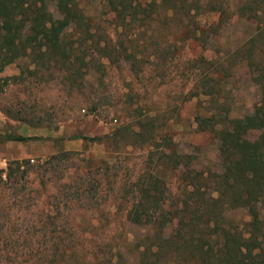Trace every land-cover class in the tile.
Masks as SVG:
<instances>
[{
    "label": "rangeland",
    "instance_id": "1",
    "mask_svg": "<svg viewBox=\"0 0 264 264\" xmlns=\"http://www.w3.org/2000/svg\"><path fill=\"white\" fill-rule=\"evenodd\" d=\"M78 7L88 16L96 39L106 34L117 48L124 38H133L136 60L132 65L121 59L111 62L89 49L90 66L75 63L72 71L67 64L37 61L33 54L20 53L5 65L0 56V134L35 138L0 141L1 171L10 161L29 162L9 181L0 173V264H35L31 256L53 246V239L41 241L42 232L61 240L57 247L67 257L59 264H142L144 232L125 220L130 194L120 189L140 172L156 169L158 155L148 158L145 150L150 132L169 135L181 162L192 156L196 169L217 163L214 135L197 130L196 117L219 123L210 96L199 94L197 60L231 52L236 38L249 31L245 24L225 25L218 40L208 30L203 46L187 39L171 47L172 24L160 21L157 36L149 39L150 27L146 22L140 25L142 14L122 26L105 0H78ZM142 8L143 4L135 10L141 13ZM198 18L208 27L216 15ZM70 35L66 39L74 38ZM245 71L224 80L220 95L214 97L229 116L249 113L257 101V90ZM74 134H114L115 139L70 140ZM60 152L68 153L58 158ZM53 155L57 158H50ZM165 173L162 166L159 176ZM48 211L55 222L45 230L40 219ZM260 214L264 224V200ZM243 220L242 213L231 212L224 223Z\"/></svg>",
    "mask_w": 264,
    "mask_h": 264
},
{
    "label": "trees",
    "instance_id": "2",
    "mask_svg": "<svg viewBox=\"0 0 264 264\" xmlns=\"http://www.w3.org/2000/svg\"><path fill=\"white\" fill-rule=\"evenodd\" d=\"M105 1L108 11L122 26L142 14L140 25L146 22L150 27L149 39L157 36L155 26L160 21L172 24L171 47L187 39L203 46L209 31L218 40L222 28L231 22L241 21L249 29L236 38L237 44L231 52L209 60L200 56L197 60L199 94L210 96L212 114L219 119L217 124L196 117L197 130H209L214 135L217 163L196 169L192 166V156L185 155L181 162L182 156L176 153L169 135L150 132L145 150L148 158L153 153L158 155L156 169L140 172L129 185L123 182L120 193L130 194L125 220L144 232L142 264H264V224L260 214L264 200V0ZM141 4L144 8L138 13L135 9ZM212 14L216 18L208 27L199 24L198 17ZM91 28L88 16L78 7V0H0L3 65L17 59L20 53H28L37 61L67 64L73 71L75 63L85 68L90 66L89 49L107 61L121 59L132 65L136 60L131 45L133 38L124 34L127 39L118 42L115 48L106 34L96 39ZM70 33L74 38L66 39ZM238 70H246L248 80L257 90V101L249 113L233 117L214 97L220 95L226 84L224 80ZM113 138L114 134L69 137L92 143ZM33 139L0 134L1 142ZM67 153L60 152L58 158L66 157ZM28 163L10 161L0 173L9 181ZM162 166L167 173L160 177ZM49 212L40 219L45 230L55 222ZM231 212L242 213L243 223H224ZM48 234L42 232L39 237L45 243L53 239V246L31 256L35 264H59L67 257L65 250L57 247L61 240ZM4 254L10 259L8 250Z\"/></svg>",
    "mask_w": 264,
    "mask_h": 264
}]
</instances>
